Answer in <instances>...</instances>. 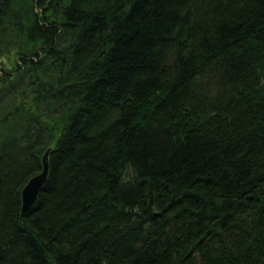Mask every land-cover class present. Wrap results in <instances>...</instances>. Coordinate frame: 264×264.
<instances>
[{
	"label": "trees",
	"instance_id": "16d2710c",
	"mask_svg": "<svg viewBox=\"0 0 264 264\" xmlns=\"http://www.w3.org/2000/svg\"><path fill=\"white\" fill-rule=\"evenodd\" d=\"M0 264H264V0H0Z\"/></svg>",
	"mask_w": 264,
	"mask_h": 264
},
{
	"label": "water",
	"instance_id": "95a60500",
	"mask_svg": "<svg viewBox=\"0 0 264 264\" xmlns=\"http://www.w3.org/2000/svg\"><path fill=\"white\" fill-rule=\"evenodd\" d=\"M50 163H49V151L46 152L43 158L42 171L32 177L23 189V205L22 212L25 213L33 208L38 196L46 183L49 175Z\"/></svg>",
	"mask_w": 264,
	"mask_h": 264
},
{
	"label": "rangeland",
	"instance_id": "374dc122",
	"mask_svg": "<svg viewBox=\"0 0 264 264\" xmlns=\"http://www.w3.org/2000/svg\"><path fill=\"white\" fill-rule=\"evenodd\" d=\"M3 61L7 67H13L15 64V57L13 54H11L4 57Z\"/></svg>",
	"mask_w": 264,
	"mask_h": 264
}]
</instances>
